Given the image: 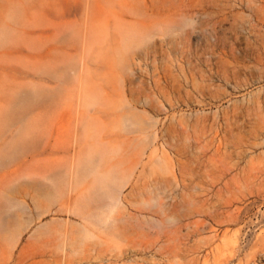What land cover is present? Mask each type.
<instances>
[{
	"label": "rangeland",
	"instance_id": "obj_1",
	"mask_svg": "<svg viewBox=\"0 0 264 264\" xmlns=\"http://www.w3.org/2000/svg\"><path fill=\"white\" fill-rule=\"evenodd\" d=\"M0 264H264V0H0Z\"/></svg>",
	"mask_w": 264,
	"mask_h": 264
},
{
	"label": "bare ground",
	"instance_id": "obj_2",
	"mask_svg": "<svg viewBox=\"0 0 264 264\" xmlns=\"http://www.w3.org/2000/svg\"><path fill=\"white\" fill-rule=\"evenodd\" d=\"M27 108V107H26ZM23 109V108H22ZM16 111H17V109H16Z\"/></svg>",
	"mask_w": 264,
	"mask_h": 264
}]
</instances>
